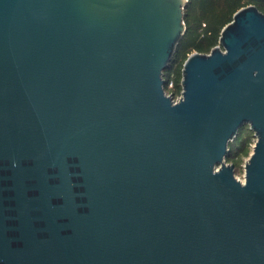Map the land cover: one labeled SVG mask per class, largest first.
Returning <instances> with one entry per match:
<instances>
[{"label": "water", "instance_id": "1", "mask_svg": "<svg viewBox=\"0 0 264 264\" xmlns=\"http://www.w3.org/2000/svg\"><path fill=\"white\" fill-rule=\"evenodd\" d=\"M188 2L0 0V264H264V13L174 101Z\"/></svg>", "mask_w": 264, "mask_h": 264}, {"label": "trees", "instance_id": "2", "mask_svg": "<svg viewBox=\"0 0 264 264\" xmlns=\"http://www.w3.org/2000/svg\"><path fill=\"white\" fill-rule=\"evenodd\" d=\"M248 6H256L264 13V2L260 0H189L185 9L186 34L177 48L169 69L164 71L167 82H173L172 90L166 91L176 99L182 94V71L186 60L195 52L210 54L219 45L221 32L233 21L234 15ZM254 133L249 126L240 130L239 136L230 143V153L226 160L242 174L244 157H249Z\"/></svg>", "mask_w": 264, "mask_h": 264}, {"label": "rangeland", "instance_id": "3", "mask_svg": "<svg viewBox=\"0 0 264 264\" xmlns=\"http://www.w3.org/2000/svg\"><path fill=\"white\" fill-rule=\"evenodd\" d=\"M255 142V141H254ZM253 142V143H254ZM255 144V143H254ZM253 144V145H254ZM252 152H253V149H251V152H250V155H249V157H244V160H243V165H242V174L241 175H239V169H236L235 170V173H236V177L237 178H240L241 180H244V174H245V165L247 164V162H248V160H249V158H250V156H251V154H252ZM229 164H231V163H229Z\"/></svg>", "mask_w": 264, "mask_h": 264}, {"label": "built area", "instance_id": "4", "mask_svg": "<svg viewBox=\"0 0 264 264\" xmlns=\"http://www.w3.org/2000/svg\"><path fill=\"white\" fill-rule=\"evenodd\" d=\"M167 86H168V89H169V90H172L173 87H174V84H173V82L171 81V82H169V83L167 84ZM166 93H167V95L171 96V97L173 98L174 101H178V100L180 99V97H181V96H179L178 98L175 99L171 93H169V92H167V91H166ZM254 143H256V139H255V142H254ZM254 146H255V144L253 145V147H254ZM238 179L241 180L240 178H238ZM241 181L244 182V181H245V178H244V180H241Z\"/></svg>", "mask_w": 264, "mask_h": 264}]
</instances>
